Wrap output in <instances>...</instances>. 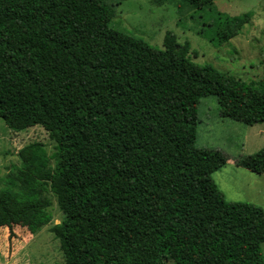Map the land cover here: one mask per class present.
I'll return each instance as SVG.
<instances>
[{"label":"trees","instance_id":"trees-1","mask_svg":"<svg viewBox=\"0 0 264 264\" xmlns=\"http://www.w3.org/2000/svg\"><path fill=\"white\" fill-rule=\"evenodd\" d=\"M113 17L104 0H0V119L12 132L40 126L55 143L65 206L50 232L62 264H264V209L225 201L211 176L226 156L196 145L202 98L263 123L264 79L199 65L170 33L153 48ZM235 165L264 175V148ZM37 209L0 198L9 235Z\"/></svg>","mask_w":264,"mask_h":264},{"label":"rangeland","instance_id":"rangeland-1","mask_svg":"<svg viewBox=\"0 0 264 264\" xmlns=\"http://www.w3.org/2000/svg\"><path fill=\"white\" fill-rule=\"evenodd\" d=\"M104 1L114 10L111 27L153 48L162 49L170 33L189 44L190 59L199 65L245 82L264 79V0H214L203 9L181 0ZM225 32L237 34L224 41ZM227 116L215 97L202 98L196 145L226 156V164L211 176L225 201L264 209V175L235 165L238 157L264 148V122L247 126ZM56 168L55 143L42 127L12 132L0 119V198L14 211L41 207L16 221L11 235L0 215V264H62L58 240L50 232L62 221L65 206L52 183ZM261 252L264 258V243Z\"/></svg>","mask_w":264,"mask_h":264},{"label":"crops","instance_id":"crops-1","mask_svg":"<svg viewBox=\"0 0 264 264\" xmlns=\"http://www.w3.org/2000/svg\"><path fill=\"white\" fill-rule=\"evenodd\" d=\"M32 128V127H31Z\"/></svg>","mask_w":264,"mask_h":264}]
</instances>
